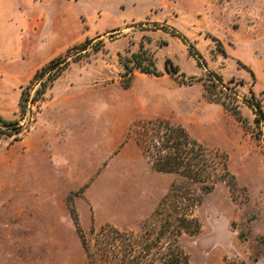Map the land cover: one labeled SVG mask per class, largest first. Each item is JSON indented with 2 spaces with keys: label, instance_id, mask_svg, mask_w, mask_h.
Returning a JSON list of instances; mask_svg holds the SVG:
<instances>
[{
  "label": "rangeland",
  "instance_id": "obj_1",
  "mask_svg": "<svg viewBox=\"0 0 264 264\" xmlns=\"http://www.w3.org/2000/svg\"><path fill=\"white\" fill-rule=\"evenodd\" d=\"M58 1L66 30L19 53L0 42V264H171L177 251L187 264H264V0ZM86 39L39 119L38 103L22 117L56 43ZM142 49L162 77L126 72ZM158 120L208 149L210 180L155 170L142 126Z\"/></svg>",
  "mask_w": 264,
  "mask_h": 264
},
{
  "label": "trees",
  "instance_id": "obj_2",
  "mask_svg": "<svg viewBox=\"0 0 264 264\" xmlns=\"http://www.w3.org/2000/svg\"><path fill=\"white\" fill-rule=\"evenodd\" d=\"M93 44L94 40L86 39L84 44L69 49L65 57L59 56L53 59L34 74L31 81L32 86H37L34 95L31 97L29 94L24 95V93H22L19 101L22 117L26 114L28 103H39L44 98L46 92L53 87L55 81L70 66V62H77L80 60L82 53H86L89 46L91 47ZM73 49H77L80 52L69 60V58H71L70 52ZM101 49L100 45H97L92 48V51L99 52ZM148 56L149 63L144 65L143 60ZM190 56L198 57L199 55H193L190 53ZM133 57L136 60H134V65L132 67L128 64H124L126 72H128L131 76L133 75L134 69L139 70L145 75H152L157 78L163 76V72L157 68L154 62V56L148 50L142 49L141 53H136ZM197 64L198 67H201L198 60ZM165 70L169 75L178 76L180 73L179 68L177 66H173L170 59H167L165 62ZM211 77H215L219 83L223 82V78L216 73H211ZM210 82H212V80H210ZM211 86L216 87L214 83L213 85L204 83V87L207 92H209V88ZM128 87L129 85L127 84L125 88ZM251 94L253 95V93ZM212 102L221 103V105L228 110L227 104L224 101L214 99ZM248 107L256 112L258 116H262L261 109L258 105L248 103ZM233 113L239 122L244 123L243 117L239 111L235 110ZM3 122L5 126L15 125V123L9 121ZM255 122L258 125H261L262 119L257 117ZM142 127V135L145 139L142 142V145L145 149V154H147V156L152 160L153 167L156 171L161 173L179 174L195 182L205 183L211 179L210 170L215 169V160H213V157L208 149L195 140L183 126H171L167 120H158L155 122L148 121ZM148 140L152 143H147ZM151 149H153V151L155 150V155H151ZM215 157L218 156L215 154ZM171 264H187V258L181 251H177V254L174 255V259Z\"/></svg>",
  "mask_w": 264,
  "mask_h": 264
},
{
  "label": "crops",
  "instance_id": "obj_3",
  "mask_svg": "<svg viewBox=\"0 0 264 264\" xmlns=\"http://www.w3.org/2000/svg\"><path fill=\"white\" fill-rule=\"evenodd\" d=\"M54 3H61V1L0 0V42H12L15 39L17 44H14L13 48L19 53L24 50L25 47H29L30 41L33 37L39 35V38L43 42V46L46 41H49V36L52 31L55 32L61 29L66 30L69 24L68 20L66 18H61L62 15H60V17H54L53 12L51 11L52 4ZM47 16H50V18L47 19ZM74 43V40H70L65 44H61L60 42L56 43V50L58 52L54 54V57L61 56L67 52L73 47ZM52 88L46 92L44 98L38 103V119L41 109L47 104L46 96L48 95L49 97Z\"/></svg>",
  "mask_w": 264,
  "mask_h": 264
}]
</instances>
